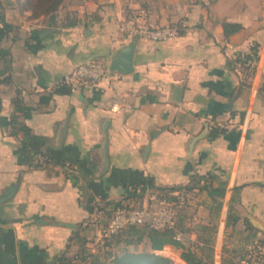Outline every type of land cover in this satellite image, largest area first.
<instances>
[{"label":"crops","instance_id":"crops-1","mask_svg":"<svg viewBox=\"0 0 264 264\" xmlns=\"http://www.w3.org/2000/svg\"><path fill=\"white\" fill-rule=\"evenodd\" d=\"M23 1H3L14 41L0 23V46L10 47L14 65L11 83H0V196L14 186L0 201V264L55 263L72 230L96 218L97 204L127 191L141 192L143 203L157 186H174L170 199L191 210L190 230L177 239L198 250L203 235L213 238V264L255 244L264 256V0H54L66 9L61 19H77L71 26L49 25ZM130 18L175 34L149 40L121 31ZM223 22L240 27L225 35ZM129 44L131 72L66 82L77 63L110 64ZM11 86L28 135L9 122ZM37 147L64 165L45 163ZM191 174L197 180L185 189ZM229 209L235 220L225 226ZM176 249L154 251L187 264Z\"/></svg>","mask_w":264,"mask_h":264},{"label":"trees","instance_id":"trees-1","mask_svg":"<svg viewBox=\"0 0 264 264\" xmlns=\"http://www.w3.org/2000/svg\"><path fill=\"white\" fill-rule=\"evenodd\" d=\"M4 2L9 0H0V23L3 34L12 33V40L14 41L19 35L15 30L13 23L5 18ZM54 0H24L23 6L31 9L32 16L44 14L47 16L49 25L53 26H71L77 23V19L68 14L63 19H56V10L58 5L53 6ZM26 3V5H25ZM240 27L239 23L223 22V31L225 35L237 30ZM14 70L13 55L9 46H0V83L10 84L12 81V71ZM11 92L10 104L12 107L9 122L13 127L22 131L24 135L31 132L30 127L22 122L16 120L15 111L22 107V98L20 90L17 87H9ZM15 123H17L15 126ZM41 155H46L43 159L45 163H54L64 165L61 161L49 154H46L40 147L35 148ZM149 180L148 177L144 178V182ZM197 180L196 174H191L189 182L185 184V189H191L194 186V181ZM176 189L174 186L164 187L157 186L156 192L169 197L171 190ZM209 194H223L224 187H207ZM141 192L126 194L119 200L105 201L102 204H97L98 215L94 220H88L84 224H78L76 229L72 230L68 242L65 243L63 249L59 250L58 257L55 263L45 264H72L73 261H88L89 264H176L171 258L160 253H156L155 249H161L164 244L170 243L177 248H180V257L187 264H213V238L208 235H203V244L196 245L198 250L192 244L185 245L176 238V233L189 231L185 224V219L191 216V210L187 206L173 202L174 207V226L165 229H156L145 224H133L122 229L116 233H104L107 222L110 219L113 210L118 206H141ZM235 217L229 209L227 213L225 226L233 225ZM201 230L205 231L206 226L201 225ZM233 227V226H232ZM84 229L85 233L82 235L83 242L81 244L71 243L72 238L81 236L80 230ZM96 231L101 233L99 240L94 241L93 235ZM199 237H201L199 235ZM141 243L142 248L137 250L134 248L128 250L126 247L132 245L134 247ZM239 252H241L239 250ZM244 253L235 256V259L222 260L221 264H235L242 258Z\"/></svg>","mask_w":264,"mask_h":264},{"label":"built area","instance_id":"built-area-1","mask_svg":"<svg viewBox=\"0 0 264 264\" xmlns=\"http://www.w3.org/2000/svg\"><path fill=\"white\" fill-rule=\"evenodd\" d=\"M120 30L131 35L140 36L149 40H165L175 34V30L169 25L151 27L145 21L130 18L120 24ZM114 76V71L109 64L101 59H93L79 62L68 72L65 80L70 84L88 82L96 84L109 81ZM173 201L155 191H151L144 197L141 206L116 207L104 233H116L133 224H145L156 229H165L174 226ZM101 233L96 231L93 240L97 241ZM236 264H264V256L254 252L240 259Z\"/></svg>","mask_w":264,"mask_h":264},{"label":"water","instance_id":"water-1","mask_svg":"<svg viewBox=\"0 0 264 264\" xmlns=\"http://www.w3.org/2000/svg\"><path fill=\"white\" fill-rule=\"evenodd\" d=\"M109 68L112 71L117 70V71H122V72H125V73H128V72L132 71V69H133V46H132V44H129V45L125 46L120 51V53L117 55V57H115L113 60H111V62L109 64ZM181 91H182V89H181L180 86H176L174 88L175 94L173 96H174L175 99H179L180 98ZM194 139H195V137H193L190 140V143ZM103 146L105 148V146H106L105 141H104ZM103 163H104V165H106V163H107L105 155H104ZM13 190H14V186H12V187L10 186L8 188L7 192L3 196H0V201H4L7 198H9L11 196V194L13 193ZM34 221H36V222H47V220H44L42 218H36ZM56 223L57 224H61V225L70 226V227H75L76 226L74 223L66 222V221H60V220H57Z\"/></svg>","mask_w":264,"mask_h":264},{"label":"rangeland","instance_id":"rangeland-1","mask_svg":"<svg viewBox=\"0 0 264 264\" xmlns=\"http://www.w3.org/2000/svg\"><path fill=\"white\" fill-rule=\"evenodd\" d=\"M68 1L76 2V1H79V0H68ZM25 5H26V3H25ZM56 11H57L56 14L58 15V19H61L62 16L64 15L66 9L64 8V5H59ZM141 248H142V245H141ZM178 251H181V249H180V248L176 249V252H178ZM247 252H249V253L259 252V249H258V247H257L256 244H255L254 246L249 247L248 250H243V252L241 251V252H239V253H240V254H241V253H244V255H245ZM156 253H157V252H156ZM165 253H167V252H165ZM239 253H238V254H239ZM259 253H260V255H262L261 252H259ZM160 254H162V253H160ZM167 254H170V255H172L173 257H177V256H174V255H176V254H173V253H167ZM163 255H164V254H163ZM244 255H243V256H244ZM165 256H167V255H165ZM262 256H263V255H262ZM169 258H170V257H169ZM234 258H235V256H234ZM172 261H174L173 258H172ZM175 261H176L177 263H176ZM175 261H174V262H175L176 264H181L180 261H177V260H175Z\"/></svg>","mask_w":264,"mask_h":264}]
</instances>
